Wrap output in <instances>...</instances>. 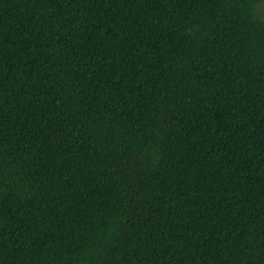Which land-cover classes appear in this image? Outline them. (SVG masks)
<instances>
[{"label": "trees", "instance_id": "16d2710c", "mask_svg": "<svg viewBox=\"0 0 264 264\" xmlns=\"http://www.w3.org/2000/svg\"><path fill=\"white\" fill-rule=\"evenodd\" d=\"M264 0H0V264H264Z\"/></svg>", "mask_w": 264, "mask_h": 264}, {"label": "rangeland", "instance_id": "374dc122", "mask_svg": "<svg viewBox=\"0 0 264 264\" xmlns=\"http://www.w3.org/2000/svg\"><path fill=\"white\" fill-rule=\"evenodd\" d=\"M257 14L260 16V18L262 19V21H264V4H259L257 6Z\"/></svg>", "mask_w": 264, "mask_h": 264}]
</instances>
